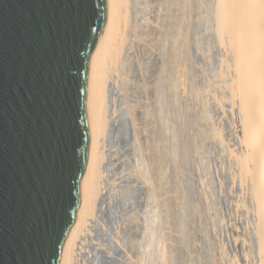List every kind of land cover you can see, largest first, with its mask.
I'll return each mask as SVG.
<instances>
[{
	"label": "rangeland",
	"instance_id": "1",
	"mask_svg": "<svg viewBox=\"0 0 264 264\" xmlns=\"http://www.w3.org/2000/svg\"><path fill=\"white\" fill-rule=\"evenodd\" d=\"M214 5L132 2L136 26L111 78L131 141L118 147L110 188L120 192L131 176L146 190L111 235L121 241L123 264H229L233 257L246 264L254 243L255 203L251 185L237 177V114Z\"/></svg>",
	"mask_w": 264,
	"mask_h": 264
},
{
	"label": "water",
	"instance_id": "2",
	"mask_svg": "<svg viewBox=\"0 0 264 264\" xmlns=\"http://www.w3.org/2000/svg\"><path fill=\"white\" fill-rule=\"evenodd\" d=\"M106 0H0V264H60L91 137Z\"/></svg>",
	"mask_w": 264,
	"mask_h": 264
},
{
	"label": "bare ground",
	"instance_id": "3",
	"mask_svg": "<svg viewBox=\"0 0 264 264\" xmlns=\"http://www.w3.org/2000/svg\"><path fill=\"white\" fill-rule=\"evenodd\" d=\"M132 2L133 0H106L105 25L89 68L90 154L81 179L80 206L66 239L60 264H77L78 245L89 218L96 213L99 198H118L116 205L119 208L114 204H109L108 208L110 215L116 216V213L124 211L130 199L140 197L146 190L141 179L126 176L121 195L105 194L100 197L105 171L103 162L107 158L103 145L107 137L108 141L116 143L130 142L127 113L123 111L116 118H111L110 109L114 114L118 110L117 105L111 104L112 100L118 101L120 91L118 81L111 78L115 72L119 73L126 59L124 52L127 42L136 26L134 19L132 20ZM214 6L215 32L226 49L222 74L226 76L229 73L232 78L231 107L237 114L239 140L237 150L233 149V155L237 159V177L242 184L251 185L255 203V239L249 250L251 254L248 253L253 257L249 259L248 255L245 256V262L264 264V0H215ZM221 132L218 130L216 133L222 137ZM147 170L142 175L149 182ZM132 182L137 183L132 186ZM154 191L151 190L150 198H155ZM97 232L100 233V230ZM122 246L124 248L125 244ZM109 251L115 249L109 247ZM97 256L104 258L102 264H112L115 261L111 253L104 251ZM242 261L244 259L233 257L229 264H245Z\"/></svg>",
	"mask_w": 264,
	"mask_h": 264
},
{
	"label": "built area",
	"instance_id": "4",
	"mask_svg": "<svg viewBox=\"0 0 264 264\" xmlns=\"http://www.w3.org/2000/svg\"><path fill=\"white\" fill-rule=\"evenodd\" d=\"M112 102L113 103L111 104V106L116 105V101L112 100ZM110 110L112 116L111 118H116L118 114L122 113L117 110L114 114L112 112L113 110ZM128 141H131L130 133ZM128 144L129 142L116 143L115 141H108L107 137V140L103 145V148L106 151L107 158L104 160L105 171L102 179L103 190L101 192L100 197L105 194L121 195L123 185L125 183V178L120 185V192H113L110 188V176L113 170V160L118 147H126ZM136 183L137 182H132V186H135ZM140 197L130 199L126 204V208L124 209V211L116 213V216L110 215L108 208L109 204L116 205L118 198L108 199L105 196H102L101 199L99 198L96 213L89 218L85 231L83 232L82 238L78 245L76 256L77 264H102L104 258L98 257L97 255L99 252L103 251L107 254L111 253V255L115 257V261L112 264H123L121 258L123 254L121 251V245L119 243L113 242L111 240V235L116 230V227L118 226L120 221L125 217V215L129 211H132L135 206L141 202ZM116 208L118 209L119 206L116 205ZM98 229L100 230V233L97 232ZM109 247L114 248L115 251H109Z\"/></svg>",
	"mask_w": 264,
	"mask_h": 264
}]
</instances>
